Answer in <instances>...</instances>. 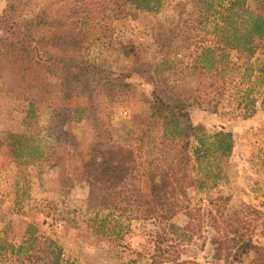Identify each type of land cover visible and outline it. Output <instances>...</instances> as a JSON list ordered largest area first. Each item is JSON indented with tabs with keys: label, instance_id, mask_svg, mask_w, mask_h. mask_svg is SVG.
<instances>
[{
	"label": "rangeland",
	"instance_id": "obj_1",
	"mask_svg": "<svg viewBox=\"0 0 264 264\" xmlns=\"http://www.w3.org/2000/svg\"><path fill=\"white\" fill-rule=\"evenodd\" d=\"M132 1L121 17L100 23L99 28L109 27V38L93 43L85 54L88 62L113 75H126L130 85L122 93L97 95L99 115L115 131L113 140L128 144L144 131L154 89L149 77L157 69L175 92L190 97V124L199 128L195 136L209 145L215 132H230L232 152L220 157L209 151L197 159L198 144L193 140L187 170L193 183L185 184L183 196L165 194L160 179L132 175L127 180L129 192H139L119 203L123 208L114 220L103 210L95 223L86 205L85 177L72 167L63 170L64 155L55 149L64 132L68 143L73 141L85 152L93 138L90 126L55 117L54 102L30 105L24 95L8 92L0 80V245L27 248L24 241L32 226L33 235L53 240L60 248L57 264H264V52L259 50L246 61L235 51H226V58L216 64L224 71L220 102L212 112L210 71L207 64L200 66L206 59L197 57L201 48L214 45L213 23L228 0ZM246 2L264 15V0ZM5 6L6 0H0V15ZM67 7L66 0H31L23 16L33 20L47 9L50 23L63 16L56 25L66 29ZM53 44L46 39L42 51L53 54ZM196 98L201 106L194 103ZM9 133L52 141L39 160L18 165L6 147ZM65 174L70 180L62 183ZM176 202L182 209L165 219L160 203ZM136 204H155V212L132 213L130 206ZM248 240L256 248L234 258L237 247ZM39 255L31 264L52 263L47 253ZM20 259L18 263L8 248L0 251V264H29Z\"/></svg>",
	"mask_w": 264,
	"mask_h": 264
},
{
	"label": "trees",
	"instance_id": "obj_2",
	"mask_svg": "<svg viewBox=\"0 0 264 264\" xmlns=\"http://www.w3.org/2000/svg\"><path fill=\"white\" fill-rule=\"evenodd\" d=\"M30 1L6 0L0 15V80L8 92L24 95L30 105L54 102L55 117L86 121L90 126L93 138L85 152L73 141L68 143L63 137L66 135L64 132H60L55 149L64 155L60 159L62 169L72 167L85 177L88 187L86 205L93 213L95 223L98 213L103 210L108 211L107 218L111 216L114 220L115 213L123 208L119 203L132 196L133 191L139 192L137 189L129 192L127 180L132 175L160 179L165 184V194L183 196L185 184L193 183L187 179L193 140L196 139L198 144L194 148L197 159L209 151L220 157L232 152L234 141L230 132L222 129L215 132L210 136L209 145L195 136L199 128L195 129L190 124V97L175 92L169 79L155 72L157 69L153 77H149L154 89L144 131L139 137L128 140V144L113 140L115 131L101 119L97 95L106 92L108 97L109 93H122L130 85L125 82L126 75H113L88 62L85 54L93 43L109 38V27L99 28L100 23L121 17L132 0H66L69 21L66 29L56 25L63 16L57 23H50L52 19L47 9L33 20L26 19L23 12ZM246 1L228 0L227 6L219 13V20L213 23L214 45L201 48L197 57L206 59L200 66L203 68L207 64V72L210 71L212 112H216L222 95L219 80L224 69H217L216 64H221L226 58V51H235L246 61L252 59L257 51L264 52V15L252 9ZM212 8L210 3V10ZM46 39L48 43L54 42L53 54L42 51ZM261 74L264 75V67ZM194 103L201 106L199 98ZM50 141V137L42 139L26 133H9L5 138L9 155L16 164L24 166L39 160ZM69 180V175L62 176V183ZM160 205L166 211L165 219L182 209L179 202ZM155 206L136 204L130 206V210L149 215L155 212ZM105 222L106 217L100 220L103 226ZM114 222L120 225L118 221ZM28 229L29 237L24 241L29 244L27 248L22 244L6 245L12 256L18 263L22 256L31 264L45 252L52 257L51 264H57L60 248L56 243L33 235L34 227L29 226ZM41 239H44L43 243ZM33 246L39 247L38 251L29 253ZM7 248L5 244L0 245V251ZM254 248L250 240L243 242L237 247L234 258H238V253L244 255Z\"/></svg>",
	"mask_w": 264,
	"mask_h": 264
}]
</instances>
